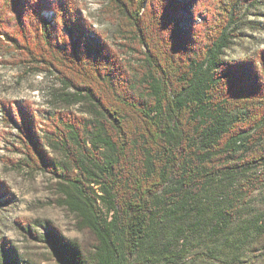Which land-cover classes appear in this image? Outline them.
<instances>
[{
	"label": "trees",
	"instance_id": "1",
	"mask_svg": "<svg viewBox=\"0 0 264 264\" xmlns=\"http://www.w3.org/2000/svg\"><path fill=\"white\" fill-rule=\"evenodd\" d=\"M207 1L109 0L120 38L140 46L126 63L72 1L0 0V34L77 106L44 130L23 106L5 111L25 164L55 177L57 205L95 239L86 256L47 227L56 264H264V48L227 56L245 5L264 0Z\"/></svg>",
	"mask_w": 264,
	"mask_h": 264
},
{
	"label": "rangeland",
	"instance_id": "2",
	"mask_svg": "<svg viewBox=\"0 0 264 264\" xmlns=\"http://www.w3.org/2000/svg\"><path fill=\"white\" fill-rule=\"evenodd\" d=\"M70 1L123 62L135 61L140 46L120 38L119 24L123 25L124 19L109 0ZM198 1L208 4L207 0ZM245 7L246 20L251 23L242 26L240 37L228 49L230 59L251 55L264 48V5L246 4ZM191 8L188 24H200L205 17V6ZM54 15L50 8L42 11L46 20L53 19ZM9 22L8 25L5 22L6 30L14 34V23ZM11 36L0 34V186L3 188L0 190V262L5 261L3 253L8 251V264H56L49 244L43 239L47 227L65 239L75 241L88 256L95 244L93 234L87 229L79 230L75 216L57 205L55 177L25 164V148L17 136L19 131L5 113L9 110L14 115L15 109L23 106L35 113L38 127L44 130L50 114L58 110H76L77 106L64 101L62 95L72 92V88L63 87L55 69L46 70L40 63L32 62L26 51L18 46L22 42L18 39L14 42ZM261 198L256 202L264 207Z\"/></svg>",
	"mask_w": 264,
	"mask_h": 264
}]
</instances>
